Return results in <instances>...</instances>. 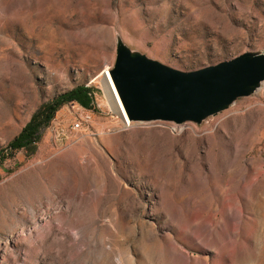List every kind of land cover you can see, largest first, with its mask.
<instances>
[{"label": "rangeland", "instance_id": "374dc122", "mask_svg": "<svg viewBox=\"0 0 264 264\" xmlns=\"http://www.w3.org/2000/svg\"><path fill=\"white\" fill-rule=\"evenodd\" d=\"M119 39L182 71L264 53V0H0V264H264V81L199 123L127 124L103 78ZM82 84L91 108L6 148Z\"/></svg>", "mask_w": 264, "mask_h": 264}, {"label": "water", "instance_id": "95a60500", "mask_svg": "<svg viewBox=\"0 0 264 264\" xmlns=\"http://www.w3.org/2000/svg\"><path fill=\"white\" fill-rule=\"evenodd\" d=\"M130 121L201 122L226 109L264 81V53L182 71L132 51L120 39L109 70Z\"/></svg>", "mask_w": 264, "mask_h": 264}, {"label": "trees", "instance_id": "16d2710c", "mask_svg": "<svg viewBox=\"0 0 264 264\" xmlns=\"http://www.w3.org/2000/svg\"><path fill=\"white\" fill-rule=\"evenodd\" d=\"M94 88L88 85H77L56 97L42 103L30 116L29 120L20 129L16 136L7 144L11 152L18 149H25L32 153L36 148L42 133L54 117L57 109L65 102L75 101L84 108H91L93 105Z\"/></svg>", "mask_w": 264, "mask_h": 264}, {"label": "bare ground", "instance_id": "6f19581e", "mask_svg": "<svg viewBox=\"0 0 264 264\" xmlns=\"http://www.w3.org/2000/svg\"><path fill=\"white\" fill-rule=\"evenodd\" d=\"M103 78H104L105 87L107 89V92L109 93L110 99L112 101L113 106L115 107L117 114L122 118V120L125 123L129 124L130 120L126 116L122 102L119 98V95H118L116 89H115V86L113 84L110 73L108 71H106Z\"/></svg>", "mask_w": 264, "mask_h": 264}, {"label": "built area", "instance_id": "2783aa9c", "mask_svg": "<svg viewBox=\"0 0 264 264\" xmlns=\"http://www.w3.org/2000/svg\"><path fill=\"white\" fill-rule=\"evenodd\" d=\"M261 86V85H260ZM90 116L89 115H83L79 118H76L74 122H72L71 127L73 129H78L81 127L83 123H88Z\"/></svg>", "mask_w": 264, "mask_h": 264}]
</instances>
